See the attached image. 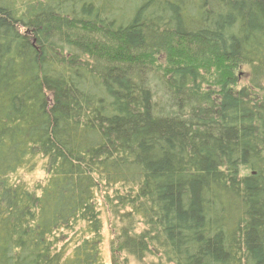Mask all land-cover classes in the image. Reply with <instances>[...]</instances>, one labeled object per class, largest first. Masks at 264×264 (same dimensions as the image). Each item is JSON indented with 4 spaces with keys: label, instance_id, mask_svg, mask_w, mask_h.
<instances>
[{
    "label": "trees",
    "instance_id": "1",
    "mask_svg": "<svg viewBox=\"0 0 264 264\" xmlns=\"http://www.w3.org/2000/svg\"><path fill=\"white\" fill-rule=\"evenodd\" d=\"M263 82L264 0H0V264H264Z\"/></svg>",
    "mask_w": 264,
    "mask_h": 264
},
{
    "label": "rangeland",
    "instance_id": "2",
    "mask_svg": "<svg viewBox=\"0 0 264 264\" xmlns=\"http://www.w3.org/2000/svg\"><path fill=\"white\" fill-rule=\"evenodd\" d=\"M243 71H246V70H243ZM243 83H244V81L241 80L242 85H243ZM261 85L264 88V82L261 83ZM156 92H158V90ZM162 103H165V102L163 101ZM31 175H32V173L31 174L24 173L23 177L24 176H31ZM36 181H38V180L34 178L31 184H34ZM102 218L104 221V236H105V243L103 246L104 264H112V253H111V247H110V244H111L110 242L112 240V234H111V230L109 227V214L106 213V211L103 209H102ZM128 264H141V263L138 262L134 258H129Z\"/></svg>",
    "mask_w": 264,
    "mask_h": 264
},
{
    "label": "clouds",
    "instance_id": "3",
    "mask_svg": "<svg viewBox=\"0 0 264 264\" xmlns=\"http://www.w3.org/2000/svg\"><path fill=\"white\" fill-rule=\"evenodd\" d=\"M20 174L23 175V169L20 170ZM41 180V181H46V176L44 171L41 169H36L34 173H32L31 176H24V179L28 182L29 187L31 186V183L33 179ZM10 183L15 184L17 182V177L15 175L10 176Z\"/></svg>",
    "mask_w": 264,
    "mask_h": 264
}]
</instances>
